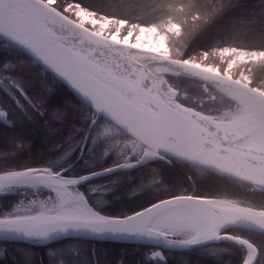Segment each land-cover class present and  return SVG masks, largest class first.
<instances>
[{"label": "snow or ice", "instance_id": "1", "mask_svg": "<svg viewBox=\"0 0 264 264\" xmlns=\"http://www.w3.org/2000/svg\"><path fill=\"white\" fill-rule=\"evenodd\" d=\"M115 3L123 14L84 0H0V40L50 81L30 92L13 74L18 64L0 63V161L16 162L0 167V197L18 194L0 210V239L48 245L39 260L17 248L11 264H124L95 245L51 243L80 236L135 242L143 264H168L163 248L199 250L215 264H264V47L230 42L241 0ZM259 17L264 39V0ZM61 90L77 103L61 104ZM37 132L63 137L50 149L65 148L55 163L31 155ZM74 152L111 156V165L71 172L60 162ZM153 162L186 165L187 184L166 182ZM124 184L128 199L154 195L112 210L105 197ZM9 255L0 244V264Z\"/></svg>", "mask_w": 264, "mask_h": 264}, {"label": "trees", "instance_id": "2", "mask_svg": "<svg viewBox=\"0 0 264 264\" xmlns=\"http://www.w3.org/2000/svg\"><path fill=\"white\" fill-rule=\"evenodd\" d=\"M84 3L101 13H118L123 14V9L118 7L115 3V0H84ZM232 17L240 22V32H244L241 36H235L230 38V42H235L237 44H244L250 47H264V39H261L260 33V24H259V0H241V6L237 7L232 11ZM253 20L256 21L255 24L251 23ZM207 39H202L198 43L200 45H204L208 43ZM6 43L0 40V63H4L7 61H11L15 64L24 58V54L18 49L8 45L5 46ZM35 69H29L26 66H20L13 69V74L24 76L26 82L29 84L30 92H39L41 90L42 83H50V81L41 80L38 75H35ZM60 103H68V104H76L77 101L74 99L71 93L61 90L60 91ZM72 110L69 109V112ZM55 126V125H53ZM0 128H3L0 126ZM36 141L32 145L31 155L35 157H39L40 161L51 160L53 163L58 161L59 152L65 150L62 147L59 152H52L50 149L58 142L62 140V136L54 135L49 136L47 140L43 139V134L37 132ZM0 147H6L3 144H0ZM29 153L27 151L22 152L18 155V159L27 160ZM77 153H73L71 157L68 158L67 161H61L60 166L66 167L68 163H72L73 167L69 169L71 172L78 173L80 175H87L89 172L98 171L102 168L109 167L111 165L112 158L111 156L106 157L104 159H98L95 155H85L80 159H76ZM15 167V161H0V167ZM154 167L160 168L161 175L164 177L166 182L169 183H183L187 184V180L185 178L186 174L191 170L183 164L175 163L172 166L164 164L162 162H153ZM120 175L119 172L99 177L97 179H93L89 182H86L85 186L81 188L82 191H85L87 185H95L98 183H105L111 180L114 176ZM194 178L196 177L195 173H192ZM197 183H213L212 178L210 177H199L197 178ZM130 184H124L120 188H117L115 191L110 192L105 197L108 200L113 201L107 207L112 210L119 209H133L138 207L140 204L150 200L154 193L151 191H146L144 193L139 194L138 198L128 199L125 195V190L130 188ZM119 197V199H115ZM18 199V194L10 193L7 196L0 197V210L7 209L10 205ZM67 240H62L56 243H63ZM74 242L84 243L89 248L92 245H95L97 254H100L101 250H107L113 261L118 259H123L124 264H143V256L142 253L138 250L137 245H129V244H119V243H108V242H91V241H82V240H72ZM53 243V244H56ZM0 244H6L9 247V264H11V260L15 256V250L17 248H25L29 249L32 252L36 253L37 260L40 258H45L44 249L48 247L46 246H35V245H27L20 243H9V242H0ZM168 260V264H215V261L212 257L201 254L199 250H191L184 252H171L162 250Z\"/></svg>", "mask_w": 264, "mask_h": 264}, {"label": "water", "instance_id": "3", "mask_svg": "<svg viewBox=\"0 0 264 264\" xmlns=\"http://www.w3.org/2000/svg\"><path fill=\"white\" fill-rule=\"evenodd\" d=\"M3 42L6 43L5 41H3ZM12 47H14V46H12ZM19 51H21V50H19ZM104 176H107V175H104ZM99 177H103V176H99ZM99 177H95L93 179H97ZM89 181H91V180H89ZM89 181H87V182H89ZM62 240H82V241H91V242H108V243H119V244L136 245L135 242H130V241H116V240H111V239H103V240L96 239V240H93V239H91L89 237H84V236H80V237H65V238H62ZM62 240H59V241H62ZM59 241H52L51 243L53 244V243H56V242H59ZM0 242L20 243V244L35 245V246H46V245H43V244H35V243H31V242L24 241V240H11V241H6L4 239H0ZM162 250L171 251V252H184V251H178V250H170V249H167V248H163Z\"/></svg>", "mask_w": 264, "mask_h": 264}, {"label": "rangeland", "instance_id": "4", "mask_svg": "<svg viewBox=\"0 0 264 264\" xmlns=\"http://www.w3.org/2000/svg\"><path fill=\"white\" fill-rule=\"evenodd\" d=\"M244 34V32H239L236 36H241Z\"/></svg>", "mask_w": 264, "mask_h": 264}, {"label": "flooded vegetation", "instance_id": "5", "mask_svg": "<svg viewBox=\"0 0 264 264\" xmlns=\"http://www.w3.org/2000/svg\"><path fill=\"white\" fill-rule=\"evenodd\" d=\"M0 126L4 127V124L3 123H0Z\"/></svg>", "mask_w": 264, "mask_h": 264}]
</instances>
